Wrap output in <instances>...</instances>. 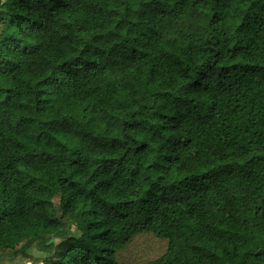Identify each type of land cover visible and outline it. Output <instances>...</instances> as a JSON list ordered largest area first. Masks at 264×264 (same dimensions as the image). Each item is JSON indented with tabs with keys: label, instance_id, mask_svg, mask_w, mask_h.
Segmentation results:
<instances>
[{
	"label": "trees",
	"instance_id": "16d2710c",
	"mask_svg": "<svg viewBox=\"0 0 264 264\" xmlns=\"http://www.w3.org/2000/svg\"><path fill=\"white\" fill-rule=\"evenodd\" d=\"M141 233L264 264V0H0V264Z\"/></svg>",
	"mask_w": 264,
	"mask_h": 264
},
{
	"label": "rangeland",
	"instance_id": "374dc122",
	"mask_svg": "<svg viewBox=\"0 0 264 264\" xmlns=\"http://www.w3.org/2000/svg\"><path fill=\"white\" fill-rule=\"evenodd\" d=\"M60 242V239H52L50 245H47L46 252L39 251L37 243L34 242L27 249V257L18 256L11 262L13 264H45L43 259L54 258ZM165 249V240L157 238L151 233H141L136 235L125 248L119 250L116 257L122 264H151L153 260L164 253ZM1 259L10 262L7 253H3Z\"/></svg>",
	"mask_w": 264,
	"mask_h": 264
},
{
	"label": "water",
	"instance_id": "95a60500",
	"mask_svg": "<svg viewBox=\"0 0 264 264\" xmlns=\"http://www.w3.org/2000/svg\"><path fill=\"white\" fill-rule=\"evenodd\" d=\"M5 264H12V263H9V262H5Z\"/></svg>",
	"mask_w": 264,
	"mask_h": 264
},
{
	"label": "built area",
	"instance_id": "2783aa9c",
	"mask_svg": "<svg viewBox=\"0 0 264 264\" xmlns=\"http://www.w3.org/2000/svg\"><path fill=\"white\" fill-rule=\"evenodd\" d=\"M27 264H30V263H27Z\"/></svg>",
	"mask_w": 264,
	"mask_h": 264
}]
</instances>
